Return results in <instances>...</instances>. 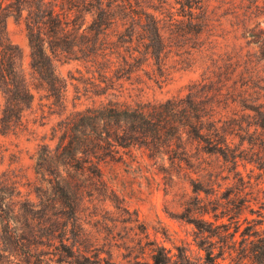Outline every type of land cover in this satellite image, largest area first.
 <instances>
[{
  "label": "rangeland",
  "instance_id": "1",
  "mask_svg": "<svg viewBox=\"0 0 264 264\" xmlns=\"http://www.w3.org/2000/svg\"><path fill=\"white\" fill-rule=\"evenodd\" d=\"M130 1L159 19L158 58L120 20L79 36L86 48L76 56L47 47L65 84L61 101L31 67L25 11L6 18L33 95L17 127L0 131V173L9 172L22 193L12 204L15 232L5 236L0 227V264H153V253L166 264H180L182 255L197 264H252L255 231L264 228V131H254L249 110L224 94L239 57L257 50L242 34L244 6L264 0H200L192 7L185 0ZM84 13L82 27L91 20ZM254 21L264 28V11L247 23ZM213 91L220 106L237 108L226 152L224 144L222 152L211 149L208 137L165 107L190 98L206 105ZM108 100L162 107L168 120L156 136L102 132L92 163L84 155L81 168L37 171L38 151L56 153L66 116ZM2 102L0 91V109ZM62 177L69 197L60 195Z\"/></svg>",
  "mask_w": 264,
  "mask_h": 264
},
{
  "label": "trees",
  "instance_id": "2",
  "mask_svg": "<svg viewBox=\"0 0 264 264\" xmlns=\"http://www.w3.org/2000/svg\"><path fill=\"white\" fill-rule=\"evenodd\" d=\"M115 1V2H114ZM200 0H185L182 5L192 7L194 2ZM201 3L197 7H202ZM207 6V5H206ZM248 9H250L248 11ZM25 15L23 16V12ZM264 11V4L251 2L244 6L242 21V34L248 36L247 44L256 45L257 50L247 49L240 62L236 63L237 78H235L225 92L226 101L237 102L242 109H248L254 131H264V28L259 21L248 25V20L258 12ZM84 12H90V22L82 27L85 17ZM8 15L22 17L31 48V67L38 74L43 87L56 99H63L65 84L59 77L54 66L51 53L55 50L70 53L83 51L86 47L78 46V37L86 33L100 32L108 24H122L130 29V38L140 35L145 52L154 58L159 56V42L161 33L157 15L149 11L137 9L130 0H0V91L3 97L0 109V131L2 133L14 130L20 123L23 105L32 99L33 93L27 80L17 65L18 49L9 39L6 32V18ZM143 17V18H142ZM82 28V30H80ZM81 31V32H79ZM131 39H126V41ZM56 46L55 49H52ZM77 46L78 48H74ZM49 48V53L48 49ZM89 49V48H88ZM87 54L84 52L83 56ZM238 77L241 82L238 84ZM220 93L213 91L210 102L204 105L195 98L185 101L175 100V103L166 105V110L171 111L177 120L183 119L185 124L192 127L198 134H204L211 142V149L222 152L221 144L228 148L227 134H232L235 129L236 118L233 113L236 106L226 103L220 106L218 97ZM178 116V117H177ZM168 115L163 113V108H145L108 100L97 105H88L82 109H75L66 116L63 127L62 140L52 156L50 150L41 148L38 151L37 171L53 173L58 164L81 168L84 155L92 163L91 156H95L98 149V139L102 132L107 136L118 137L120 130H124L127 138L131 131L144 136H156L160 126L167 121ZM121 127V129H118ZM56 155V156H55ZM55 157V158H53ZM55 166V167H53ZM59 175V174H58ZM63 185L70 188L66 178L62 177ZM62 186L60 195L69 197L70 189ZM19 183L7 172L0 173V227L9 236L15 232L12 224L17 217L14 203L15 196L21 195ZM28 198V197H27ZM58 199V198H57ZM60 200V199H58ZM31 203L32 200H28ZM71 211L75 210L70 202ZM46 209V207H45ZM198 224V223H197ZM255 241L252 247V264H264V228L255 231ZM3 241V240H1ZM207 256L212 252L205 249ZM161 254L153 253V264H166ZM180 264H197L190 257L182 255Z\"/></svg>",
  "mask_w": 264,
  "mask_h": 264
}]
</instances>
